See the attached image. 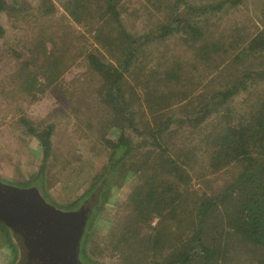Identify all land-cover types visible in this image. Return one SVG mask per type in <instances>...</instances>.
I'll return each instance as SVG.
<instances>
[{
	"label": "rangeland",
	"instance_id": "rangeland-1",
	"mask_svg": "<svg viewBox=\"0 0 264 264\" xmlns=\"http://www.w3.org/2000/svg\"><path fill=\"white\" fill-rule=\"evenodd\" d=\"M90 1L96 10L102 4V0ZM217 1L118 0L122 27L135 39L131 44L136 47L134 59L124 72L123 89L126 93L143 90L145 81L142 75L145 72L142 70L145 67H152L159 74V79L167 84L164 74L173 66L168 61H172L173 67L177 69L182 66V77H186L184 89L190 93L179 100L183 89L181 83L178 96H170L168 106L156 108L157 98L151 97L155 94L152 89L148 97H142L125 110V117L134 111L138 118L148 113L146 110L154 109L153 112L158 114L184 118L186 111L196 110L198 99L205 98L211 88L222 89L236 77L242 78L247 70L260 72L253 76L255 79L247 82L246 89L229 98L213 112L206 123L195 130H177V133H170L162 140L163 145L179 155L184 152L197 155L195 159L191 158V180L188 187L184 186L188 188V209L195 205L202 194H222L226 185L233 183L240 171L244 170L243 165L238 163L218 169L215 173L209 170L206 161L210 147L207 135L214 129L217 131L216 127L223 117L240 116L264 95V52L250 54L241 65H237L234 59L247 40L263 28L264 0H235V4L228 3L219 11L208 7ZM51 3L54 4V0H7L8 8L0 14L5 30L0 37V181L11 185L19 181L26 182L37 174L41 164V151L32 135L22 129L20 119L30 120L38 128L53 124L52 153L45 162L42 182L45 193L53 201L69 204L101 173L106 163L104 151L108 149L103 142L104 136L115 139L123 122L120 113L117 115L111 107L97 103L102 83L100 76L89 68L87 55L100 53L105 62L117 65L126 54L121 41L116 40L120 35L114 22L107 19L99 21L97 16L93 30H89L68 19L69 36L74 40L64 54L66 58L62 77L55 83L40 84L44 77L40 74L35 79L36 70L45 65L42 63L43 58H50L54 53V14H44L45 5ZM59 10L62 11L61 8ZM181 17L205 27L208 41L216 43L213 47L215 51L205 61H198L194 57L193 51L197 44L185 33L175 31L164 39L160 38V25L171 24L177 29L175 25L181 26L182 23H177L176 19ZM98 30L100 37H96ZM45 52L46 57L43 55ZM177 58L183 61H176ZM24 63L29 65L28 71L31 73L28 82H24V72H21ZM161 81V88L164 89ZM102 93H105V86ZM75 102L79 103L77 109L80 112L91 115L75 111ZM144 145L152 149L150 144ZM151 151L146 152L147 156H151ZM136 180L135 176L123 178L118 172L112 176L107 199L102 202L91 229L88 254L92 259L104 264L119 261L118 254L111 249L109 234L121 216L127 221L128 194ZM37 186H40L39 181L32 187ZM38 190L44 193V190ZM99 192L98 187L77 207L92 205L93 208L98 204ZM157 221V218L153 219L151 225ZM236 241L238 239L234 236L231 243L237 245ZM246 256L252 255L248 252ZM13 257L0 231V264H15L18 253L14 260ZM245 261L250 262V259L244 258Z\"/></svg>",
	"mask_w": 264,
	"mask_h": 264
},
{
	"label": "trees",
	"instance_id": "trees-1",
	"mask_svg": "<svg viewBox=\"0 0 264 264\" xmlns=\"http://www.w3.org/2000/svg\"><path fill=\"white\" fill-rule=\"evenodd\" d=\"M228 3L235 4L236 1L219 0L208 7L219 11ZM7 8V0H0V14ZM44 14H54L55 19L54 53L52 52L50 58H43L42 63L45 65L37 68L34 77L36 79L37 75L41 74L44 77L43 83H40L42 85L59 81L64 72V54L74 40L69 36L68 19L89 30H93L97 16L99 21L107 19L114 22L120 35L116 40L121 41L126 54L117 65L105 62L100 53L87 55L89 68L100 76L102 83L97 103L111 107L115 114L120 113L123 122L120 123L115 139L104 136L103 142L108 148L104 151L106 163L99 176L73 202L61 204L53 201L45 193L42 182L45 162L52 153L51 136L54 125L47 124L38 128L32 121L20 119L22 129L32 135L33 141L41 151V164L35 176L26 182L19 181L16 186L32 187L39 181L40 186L37 188L44 190V199L63 210L75 209L86 197L100 188L98 204L92 208L80 242V261L84 264H104L89 256L88 244L95 218L99 215L102 202L107 199L108 185L112 176L118 172L123 178L135 176L137 180L128 194L127 221L121 216L109 234L111 249L113 253L118 254L119 261L115 264H264V95L258 99L256 105L249 107L248 111L240 116L223 117L216 127L217 131L214 129L207 135L210 147L206 161L209 170L215 173L218 169L236 163L244 168L233 183L226 185L222 194H202L195 205L188 209V188L184 186L188 187L191 180V158L195 159L197 155L194 152L179 155L162 144V140L170 133H177V130H195L206 123L213 112L222 107L229 98L246 89L247 82L255 79L253 76L260 72L247 70L242 78L236 77L226 87L211 88L206 92L205 98L198 99L196 110L186 111L184 118L166 113L158 114L153 112L154 109L146 110L148 113L138 118L135 117L134 111L125 117V110L130 109L132 103L136 104L142 97H148L152 89L155 94L151 97L157 98L156 108L168 106L170 96H178L181 83L183 89L179 100L187 97L190 93L184 89L186 77H182V66L177 69L173 67L172 61H168L173 66L165 71L167 84L159 79V74L153 71L152 67H145L142 70L145 72L142 75L145 81L143 90L139 93H126L123 89L124 72L134 59L136 47L131 44L135 39L122 27L118 0H102L97 10L90 0H54V4L45 5ZM176 21L182 23L181 26L175 25L177 29L171 24L160 25V38L164 39L175 31H181L197 44L193 51L194 57L198 61L208 59L215 51L213 47L216 43L213 40L208 41L205 27L186 21L184 17L179 20L177 18ZM4 32L0 21V37ZM96 37H100L99 30ZM262 52L264 25L238 50L234 59L237 65H241L250 54ZM46 54L47 52L43 53L44 57ZM176 61L183 59L177 58ZM21 67V72H24L23 80L28 82L31 76L29 65L24 63ZM159 81L164 84V89ZM104 86L105 93H102ZM78 106L79 103L75 102L73 109L80 114L91 115L80 112ZM144 144H150L152 149L144 147ZM148 150H152L151 156H147ZM134 161L136 164H133ZM156 218L157 223L151 225L152 220ZM0 231L4 235L5 244L14 254V260L18 249L12 232L1 221ZM234 236L238 239L237 245L231 243ZM248 252L251 257L246 256ZM244 258L250 259V262L244 263Z\"/></svg>",
	"mask_w": 264,
	"mask_h": 264
},
{
	"label": "water",
	"instance_id": "water-1",
	"mask_svg": "<svg viewBox=\"0 0 264 264\" xmlns=\"http://www.w3.org/2000/svg\"><path fill=\"white\" fill-rule=\"evenodd\" d=\"M92 205L63 210L35 187L0 181V221L18 249L15 264H84L79 246Z\"/></svg>",
	"mask_w": 264,
	"mask_h": 264
},
{
	"label": "flooded vegetation",
	"instance_id": "flooded-vegetation-1",
	"mask_svg": "<svg viewBox=\"0 0 264 264\" xmlns=\"http://www.w3.org/2000/svg\"><path fill=\"white\" fill-rule=\"evenodd\" d=\"M76 208H78V207H76ZM76 208H75V209H76ZM91 213H92V212H91ZM91 213L88 215L87 221H88V219H89V216L91 215ZM87 221H86V223H87Z\"/></svg>",
	"mask_w": 264,
	"mask_h": 264
}]
</instances>
